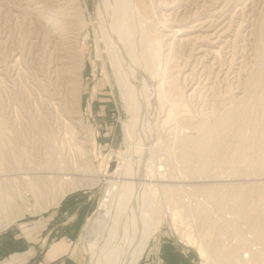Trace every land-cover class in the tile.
Returning a JSON list of instances; mask_svg holds the SVG:
<instances>
[{
  "label": "bare ground",
  "instance_id": "1",
  "mask_svg": "<svg viewBox=\"0 0 264 264\" xmlns=\"http://www.w3.org/2000/svg\"><path fill=\"white\" fill-rule=\"evenodd\" d=\"M150 1L151 18L148 16L150 12L147 0H99L96 8L100 35L105 40L128 110V121L124 124V133L129 151L122 166L112 176L114 179H108V190L100 202L97 218L90 222L86 237L90 254L89 264H137L152 238L159 233L164 218L169 214L171 217L176 214L172 209L159 210L160 208L156 207L154 191L167 192L168 188L176 185L165 182L179 183L181 178L184 181L217 182L201 186L202 190L213 198L217 209H213V206H209L198 197L195 198L194 208L190 204L187 207L184 205L189 214L201 216L199 228H208L207 230L213 234L207 240L202 238L204 241L201 239L196 242L197 252L204 260L203 262L236 264L226 241H224V247L212 241V239H222L220 235L226 229L232 230L236 219L247 225L256 243L255 246H259L253 248L254 245L249 244L247 249L245 246L247 251H243L244 254L240 256L239 262L264 264V182H257L262 180L264 175V69L259 73L255 71V74L247 75L243 81L246 87L243 94L250 93L255 102L252 110L249 109V104L248 108L244 105L240 106L235 102V98L232 100L229 96L231 106L224 107L226 110L224 109V113L218 116L215 124H210L209 118L206 120L205 117L195 120L186 97L193 96L197 84L194 85L188 80L190 83L180 87L178 77L181 74L174 73V66L170 65L169 62L172 60H168V55L176 45L178 47L184 45L191 50L190 55H193L191 57L197 63L211 64L217 70L220 66H217L220 52L226 49L234 39V36L231 37L233 39L229 38L233 30L232 13L234 11L231 12L232 6L228 1L222 4L223 0H200L204 2L202 6L206 7L203 13H197L198 10L192 9L190 6L192 0ZM195 1L199 3V0ZM73 2L79 7V16L82 18L83 25L86 26L88 22H86L85 12L79 5L80 1L73 0ZM154 38L158 40L155 41ZM230 63L232 64L231 61ZM229 72L230 67H219L216 78L228 77ZM166 73L169 75L165 76ZM241 98L243 99L241 96L237 99ZM246 100L249 101L247 98ZM224 104L222 102L223 106ZM153 109L165 113V119L161 120L165 122L164 125L171 119L175 120L182 116L186 134L173 137L176 139L177 151L173 153L174 156L172 155L175 163L183 167L184 171L179 176L165 179L166 175L161 173L160 155L164 156V153L158 149L157 141H152L156 126L151 122V117H154L152 115L155 113ZM159 115L162 116V114ZM6 126V122L0 120L1 138L6 135ZM72 139L73 137L70 141ZM47 142L48 159L44 161L47 162V165L44 163V170L32 176L28 173H19L11 178H3L0 173V213L4 211L7 217L4 225L14 222L24 211L21 210L20 203L14 200L15 196L19 201H23L24 209L29 210V196L34 197L36 202L52 196L51 205H57L68 190H73L74 187H71L66 190L63 188L62 191V184L74 178L71 175L74 173L71 172V167L65 159L58 160L59 157L55 156L52 139L48 137ZM76 146L79 148L78 153H82L81 146ZM76 146H73V149ZM76 150L78 149L75 148L74 151ZM215 164L217 170L213 168ZM237 180L241 182L238 181V183ZM251 180L256 182L252 183ZM13 185H16L14 189ZM177 185L176 190L179 191L181 185ZM58 189L59 193L53 196L52 193ZM254 196H257L256 200H253ZM251 205H253L252 208H250ZM10 210H14L13 213ZM8 211L10 215L7 214ZM219 211L233 213L234 221L231 218L228 221L224 215H220ZM183 235L187 238L188 244L193 243L191 235ZM244 241L247 242V240Z\"/></svg>",
  "mask_w": 264,
  "mask_h": 264
},
{
  "label": "rangeland",
  "instance_id": "2",
  "mask_svg": "<svg viewBox=\"0 0 264 264\" xmlns=\"http://www.w3.org/2000/svg\"><path fill=\"white\" fill-rule=\"evenodd\" d=\"M79 1V5L85 12L86 22H88L86 26L83 25L82 18L79 16V7L73 0H0V120L7 124L5 137H0L1 177L11 178L19 173H28L32 176L44 170V163L47 165L44 161L48 159V137L52 139L53 147L55 146V156L59 157L58 160L65 159L71 167V172L74 173L71 174L74 178L64 182L61 188L63 191V188L66 190L74 187L73 190H68L57 205H51L52 196L49 197L50 200L45 198L38 202L34 197L29 196V210H25L23 201H19L15 196L14 200L20 203L21 210L24 211L14 222L5 225L7 217L2 211L0 213V234L4 231L18 232L17 225L20 222L34 220L62 205L69 197L80 195V199L87 202L88 207L80 244L84 262L89 264L90 254L86 237L90 222L97 218L100 202L108 190V179H114L112 176L122 166L129 151L124 133V124L128 121V110L122 97V89L118 83L115 68L106 49L105 40L100 35L96 12L99 0ZM227 1L232 6L231 12L234 11L232 13L233 30L229 38L234 36V39H231L235 41L230 39V45L222 50L218 56L219 59L217 58V64L219 62L217 66L230 67L231 73L229 72L230 75L228 74L226 79L220 76L216 78L219 67L216 70L211 64L197 63L191 57L193 55H190L191 50L185 48L184 45L179 47L176 45L173 52L168 49L170 51L168 60H172L169 63L174 66V73L181 74L178 75V81L180 80L178 85L184 87L190 82L197 84L193 96L187 95L186 97L195 115V120L209 118L210 124H215L218 116L231 106L232 98H235V102L240 106L247 107L249 104L250 110L254 108L255 102L251 94L247 93L249 98L246 93L243 94L246 88L243 81L247 75L255 74V71L259 73L264 69V0H223L222 4ZM147 3L150 12L148 16L151 18V1L147 0ZM203 3L200 0L199 3L192 0L190 6L194 11L198 10L197 13H203L206 9L202 6ZM194 6L197 7L196 10ZM154 40L158 39L154 38ZM163 58L162 61L165 62ZM243 60L244 63H242ZM180 70L186 72L183 73ZM240 96L243 99H237ZM238 100H241L240 103ZM221 101L223 104L227 103L223 106ZM159 110L153 109L155 113L152 115L154 117H151L152 124L156 125L152 141H157L158 149L164 153V156L160 155L161 173L166 175L165 179H168L171 176H179L184 171L183 167L173 160L177 151L176 139L173 137L185 135L186 127L182 116L175 120L171 119L164 125L165 122L161 120L165 119V113ZM155 116L161 119L157 120ZM71 136L72 140L76 141L75 143L72 140L70 143ZM76 145L81 146L82 149H80L84 154L78 153L79 148ZM73 146L76 147L73 149ZM75 148L78 150L74 151ZM60 154H63V158ZM213 168L217 170L216 164ZM263 176L262 180L258 179L257 182H264ZM251 182L254 183L256 180H251ZM165 183L176 186L168 188L167 192L155 190L153 193L155 205L160 208L159 210L168 208L176 214L172 217L169 214L164 218L160 231L152 238L150 246L157 243L159 239L171 240L186 251L192 264H202L204 260L197 252L196 242L202 238L207 240L213 234L207 230L208 228H199L201 216L196 217L189 214L186 207L190 204L194 208L195 198L198 197L209 206H213V209H217L213 198L210 196L211 200L201 187L204 184L217 182L184 181L181 178L179 183ZM177 184L181 185L179 191L176 190ZM3 187L5 189V185ZM15 187L16 185L12 186L13 189ZM192 188L193 190H190ZM57 193L59 189L52 194L54 196ZM256 199L257 196H254L253 200ZM252 207L253 205L250 208ZM14 210L10 212L13 213ZM11 213L7 212L9 215ZM219 213L221 216L224 215L228 221L230 218L232 221L235 219L233 213L227 211L225 213L219 211ZM234 223L235 227L230 230L231 232L226 229L220 235L222 239H212V241L219 246L225 245L224 241H226L235 263L241 264L240 256L247 251L249 244H253V248L259 246H255L252 234L243 221L235 219ZM183 234L191 235L193 243L188 244ZM159 250L160 246L157 251ZM28 264H36V261Z\"/></svg>",
  "mask_w": 264,
  "mask_h": 264
},
{
  "label": "crops",
  "instance_id": "3",
  "mask_svg": "<svg viewBox=\"0 0 264 264\" xmlns=\"http://www.w3.org/2000/svg\"><path fill=\"white\" fill-rule=\"evenodd\" d=\"M80 195L34 220L22 221L18 232L0 234V264H85L80 238L87 217V202ZM160 246V255L158 250ZM140 264H192L186 251L168 239L145 250Z\"/></svg>",
  "mask_w": 264,
  "mask_h": 264
}]
</instances>
